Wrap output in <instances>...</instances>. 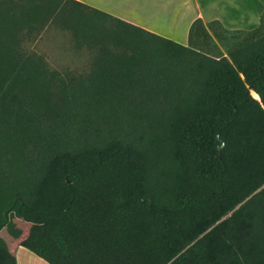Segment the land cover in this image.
<instances>
[{"label": "trees", "instance_id": "1", "mask_svg": "<svg viewBox=\"0 0 264 264\" xmlns=\"http://www.w3.org/2000/svg\"><path fill=\"white\" fill-rule=\"evenodd\" d=\"M217 24L227 56L199 18L181 44L78 0H0V231L29 225L49 264H264V11L241 38ZM49 25L87 70L27 46ZM143 203L139 234L116 212Z\"/></svg>", "mask_w": 264, "mask_h": 264}, {"label": "rangeland", "instance_id": "2", "mask_svg": "<svg viewBox=\"0 0 264 264\" xmlns=\"http://www.w3.org/2000/svg\"><path fill=\"white\" fill-rule=\"evenodd\" d=\"M81 1V0H79ZM100 6H107L123 12H135L144 16L149 22L160 23L159 34L187 44L188 29L191 23L199 18L209 31L212 43L205 42L207 49L214 54L227 56L230 39L222 33L215 36L213 31L220 32L219 23L229 33H243L258 26L264 0H86ZM90 3L89 6L91 5ZM92 6V5H91ZM94 7V6H93ZM95 8V7H94ZM97 8V7H96ZM98 9V8H97ZM112 10V9H111ZM137 16V15H136ZM210 23L213 30L209 29ZM29 48L44 55L48 65L57 70L81 72L88 69L92 53L87 48H77L68 31L55 25L47 26L34 41L25 42ZM78 198V197H77ZM136 233L147 230L149 216L145 203L123 212H116ZM13 218L14 223L28 232V226ZM31 219V218H28ZM50 218H40L48 220ZM30 223V222H29ZM6 228L0 231L6 237Z\"/></svg>", "mask_w": 264, "mask_h": 264}, {"label": "crops", "instance_id": "3", "mask_svg": "<svg viewBox=\"0 0 264 264\" xmlns=\"http://www.w3.org/2000/svg\"><path fill=\"white\" fill-rule=\"evenodd\" d=\"M81 2H83L85 4L90 3L89 1H86V0H81ZM90 4L92 5V7L93 6L95 8L97 7L98 9H100L104 12H107V13H109L113 16H116L122 20H125L131 24L137 25V26H139V27H141L147 31L159 34L158 31H160V29H159L160 27L158 25H160V23L149 22L144 16H142L139 13H136V15H137L136 16L135 12H123L121 10L119 11V10H116L113 8H108L107 6H104L101 8L100 6H96L92 3H90ZM159 35H161V34H159ZM161 36H163V35H161ZM168 38H170V37H168ZM181 44H183V43H181ZM26 235H27V232H23L20 238H14L7 233L6 237H2L5 240L9 251L15 256L16 263L17 264H49L47 261H45L41 257L37 256L35 253H33L32 251H30L29 249L25 248L24 246H22L20 244V241Z\"/></svg>", "mask_w": 264, "mask_h": 264}, {"label": "water", "instance_id": "4", "mask_svg": "<svg viewBox=\"0 0 264 264\" xmlns=\"http://www.w3.org/2000/svg\"><path fill=\"white\" fill-rule=\"evenodd\" d=\"M253 93H254V92H253ZM255 98H256V99H259V98H258V96H257V97H255Z\"/></svg>", "mask_w": 264, "mask_h": 264}]
</instances>
